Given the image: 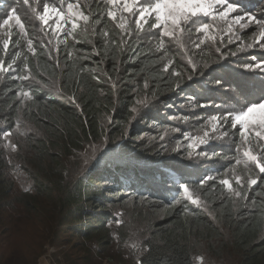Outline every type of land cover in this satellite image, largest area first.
<instances>
[{"label":"trees","instance_id":"obj_1","mask_svg":"<svg viewBox=\"0 0 264 264\" xmlns=\"http://www.w3.org/2000/svg\"><path fill=\"white\" fill-rule=\"evenodd\" d=\"M98 9L96 4L91 11L100 13ZM95 18L101 19L102 23L95 26L86 58L81 55L71 57L64 51L59 53L57 60H52L42 48L36 50V55H26L35 80V83L26 84L25 90L32 91V98L26 103H20L16 96V92L22 90V83L0 74V121H8L7 130L13 129L20 120L35 130L28 140L30 158L33 155L37 161L35 172H29L34 192L10 194L11 185L5 181V166L0 159V210L7 213L0 214V226L4 227L2 233L5 231L8 240L9 234L12 235L28 220L40 247L67 243L74 235L82 239L99 236L109 245L112 236L108 225L113 218V206L124 200V195L117 193L122 189L134 190L140 193L137 195L148 194L167 204L170 196H174L170 192L175 190L152 185H173L175 181L170 175L173 173L179 179L178 183L187 181L190 187L197 188L203 198L220 208L231 222L237 245L244 248L243 263L264 264V179L247 193L249 209L240 210L231 198L225 196L220 200L223 188L218 183L209 181L199 189L200 176H187V172L177 167L164 166L171 171L166 172L159 167L129 166L101 158L95 167L82 168V171L81 159L70 164L64 161L63 155L81 152L86 144L101 145L104 137L111 146L113 139L124 135L136 120V112L132 111L138 106L136 101L147 96L149 101L172 103L179 97L174 91L178 80L184 87L181 91L190 93L185 87L187 78L172 75V71H182L180 65L167 72L163 70L164 51L158 52L148 42L132 39L121 42L119 30L106 17ZM104 30H108L109 38L102 35ZM111 39L116 43L112 44ZM13 57L6 56L5 59L11 61ZM145 82L148 83L147 89ZM235 85L234 82L226 84L234 88ZM43 86L54 87L55 91H46ZM201 86L204 85L192 87ZM201 89L203 93L204 88ZM149 109L144 114L147 121L156 117L153 107L149 106ZM106 119L110 121L108 128L103 126ZM142 131L133 134L132 138L141 135ZM137 153L138 158H150L145 152ZM124 181L130 186L123 184ZM100 183L105 184L98 187ZM177 211L176 207L168 209L163 220L150 224L141 242L142 251L137 264H193L191 243L199 229L206 226V219L198 212L185 217ZM45 223L66 227L69 234L66 236L67 230L59 232L52 226L45 230ZM6 242L0 247V264L5 261L4 251L9 247V241Z\"/></svg>","mask_w":264,"mask_h":264},{"label":"rangeland","instance_id":"obj_2","mask_svg":"<svg viewBox=\"0 0 264 264\" xmlns=\"http://www.w3.org/2000/svg\"><path fill=\"white\" fill-rule=\"evenodd\" d=\"M45 2L60 5V0H45ZM232 2L238 4L241 14L243 12H252L259 19H264V0H232ZM66 3L67 0H64L65 8ZM96 4L99 5L98 10L100 13L106 12L103 0H80L81 8L86 14H94L91 9ZM12 7H16L18 14L24 19L29 37H24L20 34L19 29L15 27L13 22L11 43L8 53L5 55L2 40L9 39L5 34L8 29H0V59L6 61L5 66L14 59L16 60V65L13 70L2 75L21 82L22 90H25L26 84L35 83L34 79L28 81L17 79L18 76L28 74L23 71V57H16V52H20L22 55L25 54V56L32 54L27 50V38H32L36 45V50L39 48L44 49L48 57L49 50L51 49V58H49L52 60H57L59 53L64 51L71 52V57L80 55L83 58L87 57V46L91 44L90 42L92 41L91 38L94 32L93 28L96 25L90 24L87 31L82 26L77 30L78 34L76 35L75 41L69 39L67 43H64L63 36L54 38L51 37V33H48L47 36L44 35L39 22L35 20V14L31 12L29 6L22 4V0H0V22H2V19ZM31 7H39L42 11L43 5L42 3H38L37 0H31ZM202 22L212 23L210 19L202 20ZM110 23L112 24V22ZM237 31L239 32V30ZM257 32L258 28L252 26L249 30L240 33L238 39L234 38L232 44H229L228 37H225L222 51H237V45L240 41H243L245 45L247 43H253L254 33ZM49 38H51V44H48ZM200 38L203 37L201 36ZM130 39L137 42H148L157 50L159 33L149 31L148 33H143L138 36L134 35L130 38L125 36L123 41L126 43ZM17 41H19V44H17ZM41 41H43V44ZM76 41H79V43ZM194 42H197V35L194 31L190 39L185 38L183 45L175 41H168L166 38V50L164 51L165 63L171 60L174 61V66L180 65L182 68L180 72L185 78L189 75H194L193 81L187 80V88L190 93L177 90L176 93L179 97L169 104H162L160 100H148L145 105L137 106L136 120L132 121L124 135L121 134L113 139L111 146L107 144V141L105 142L106 138L104 137L101 145L86 144L81 152L73 151L69 155H63L64 161L70 164L72 161L77 162L78 159H81L82 171L83 169L95 167L102 161L101 158L129 166L136 165L145 168L148 166L150 169L159 167L158 169L166 172L171 171L164 166H173V168L177 167L178 170L184 173L187 172V176H200L201 179L205 176H212L214 179L211 181L216 183H218L219 179L225 178L226 176L232 177L233 172L237 175L247 177L249 169H245L244 159L236 151V145L240 142L238 132L234 133L236 136L235 141L231 138L228 140H214L212 144L203 146L201 150L207 152L208 157H197L195 152H193V159L190 160L188 158L186 137L202 134L203 125L207 118L213 114H218L215 108H196L193 111L192 105L188 103V98L194 96L196 103L211 100L214 105H218L221 108L239 107L236 101L242 100V97L235 93L234 87L226 86V84L229 82H234V84L242 82L258 84L260 80L264 79V76L259 71L244 72L242 67L245 63H255L264 60V50H261L257 45L252 49H246L237 57L229 56L227 61H220L224 65V68L219 70L216 75L223 77L225 81L224 88L213 89L211 87L201 86V88H204L202 93L201 88L192 87L195 84H204L203 82L196 83V81L200 80V74L193 73L191 65L187 63L188 57L192 56L197 65L201 67V70H203L204 62L217 61L219 54L215 52V48L220 46V36L217 34L215 44L208 41L201 46L200 50L193 47ZM44 45H47V47ZM6 56L14 57L10 61L9 59H5ZM174 57H177V61L173 59ZM18 61L20 62L19 65H17ZM53 85L55 84L53 83ZM42 88H45L46 91L54 90V87L50 89L49 87L43 86ZM181 88L183 90L184 87ZM228 91L233 93L235 96L234 99L229 100L227 98L225 92ZM55 94L59 95L57 93ZM212 96L219 99L210 98ZM18 98L20 100L22 99L21 97ZM23 99L24 103L29 100L27 98ZM149 106L153 107V115L156 117L147 121L144 119V114L150 110ZM184 116L189 117L187 122H183L182 118ZM8 124L7 120L0 121V159H2L5 166L3 176L5 177L7 185L8 183L11 185L10 194H32L34 187L29 172H35L37 161L33 158V155L30 158L32 153L28 138L33 136L32 134L35 130L28 123L20 120L11 129L13 135L10 138L12 142L18 145V150L11 151L5 147L6 141L2 136L3 131H9L6 129ZM108 125H110V121L106 119L103 126L108 128ZM141 129L144 132L142 131L143 133L141 135L132 138V135L138 134ZM178 145L183 146L180 152L174 151ZM136 148H138L137 151H135ZM138 151L145 152L150 158H138ZM108 153L112 154L105 157ZM237 159L241 160L239 165L235 163ZM250 169L251 175L255 176L258 170L251 164ZM170 175L171 179L175 181L173 185L162 183L152 185L163 187L165 190H175V192H170L174 196H170L167 204L160 199L148 196V194L137 195L140 193L134 190L122 189L121 192L117 193L124 195V200L122 203L113 206V218L108 225L111 229L112 236V241L109 245H106L99 236H95L92 239H82L74 235L69 237L67 243L59 242L56 245L45 244L43 247H40L36 234L33 231L34 228L28 224V220H26V223L20 229L12 233V235L9 234L8 240L7 234H4L5 231L2 233L4 227L0 226V247L7 243L6 241H9V247H6L4 251L5 261L3 264H137L142 251L141 242L147 235L148 227L152 222L163 220L167 210L175 207L178 209L177 212L182 213L185 217H191L194 213L198 212L206 219V226L199 229V234H197L191 243L193 264H201L197 260V257H203L202 264H244V248H240L237 245L231 222L224 217L220 208L212 206L207 200L205 207L191 205L186 201L180 205L174 204V198L180 195L177 191L179 179H176L173 173ZM103 184L105 183H100L98 187ZM123 184L127 187L130 186L125 181ZM233 186L237 187L234 181ZM251 189L247 187L245 181V186L240 190L247 194ZM110 194L107 193V196H111ZM225 196L232 199L237 209L248 210L250 207L247 196L240 198L231 197L223 189L220 200L224 199ZM185 206L188 207V212H185ZM0 214L6 215L7 213H5V210H0ZM117 221H120V223H117ZM51 226L59 232L67 230L66 227H59L52 225V223L43 224L45 230L50 229ZM65 233L67 236L69 234L68 230Z\"/></svg>","mask_w":264,"mask_h":264},{"label":"snow or ice","instance_id":"obj_3","mask_svg":"<svg viewBox=\"0 0 264 264\" xmlns=\"http://www.w3.org/2000/svg\"><path fill=\"white\" fill-rule=\"evenodd\" d=\"M37 2L42 3V11L39 7H31V0H22V4L29 6L31 12L35 14V20L39 22L44 35L47 36L48 33H51V37L54 38L63 36L64 43H67L69 39L75 41L78 34L77 30L82 26L87 31L90 24L100 25L102 20L96 19L97 15L106 16L115 28L120 30L121 42H123L125 36L130 38L149 31L158 32V52L166 50V38L168 41H175L183 45L185 38L190 39L194 31L197 35V42L193 43V47L200 50L201 46L208 41L215 44L217 34H219L220 46L215 48V52L219 54L217 61L204 62L203 70L197 65L192 56H189L187 61L191 65L193 73L200 74V80L196 83L203 82L204 86L213 89H222L225 86L223 77L216 75L219 70L224 68L220 61H227L229 56L237 57L246 49H252L257 45L261 50H264V19H259L252 12L241 14L238 4L232 2V0H103L106 12L97 14H86L81 8L80 0H67L66 8L64 0H60V5L45 2V0H37ZM208 19L212 21L211 24L202 22V20ZM13 22L15 27L19 29L20 34L29 37L28 29L24 19L18 14V9L16 7L10 8L2 22H0V29H8L5 34L9 39L2 40L5 55H7L11 43ZM252 26L258 28V32L254 33L253 43L245 45L243 41H240L237 45V51H222L225 37H228V43L232 44L234 38L238 39L240 33L249 30ZM93 30L96 31V28L94 27ZM102 35L106 38L110 36L108 30H104ZM201 36L203 38H200ZM76 42L79 43V41ZM26 43L28 52L36 55L34 40L27 38ZM41 43L43 44V41ZM111 43L115 44V39H111ZM17 44H19V41H17ZM48 44H51V38H49ZM44 46L47 47V45ZM51 52L50 49V58ZM95 54L99 55V53ZM67 55L71 56L72 53L68 52ZM20 56L21 53L16 52V57L19 58ZM23 59L25 61L23 71L28 74L18 76L17 79L21 81L34 79L31 76L27 56H24ZM5 63L4 59H0V74L11 72L16 65V60L14 59L7 66H5ZM57 66H59V61H57ZM173 67L174 61L169 60L168 63L164 64L163 70L167 72ZM242 67L244 72L259 71L264 76V60L245 63ZM172 75L180 78L182 73L172 71ZM187 80L193 81L194 75H189ZM145 88H148L147 82H145ZM256 89H258V92L255 91ZM177 90H182L179 80L174 88V91ZM235 93L242 97V100L236 101L239 107L231 108H221L214 105L211 100L196 103L194 96L189 97L188 103L192 105L193 111L196 108H215L218 114H213L207 118L203 125L202 134L187 136L186 140L187 154L191 160L193 159V152L197 157H208V153L201 150L203 146L212 144L214 140H228L231 138L235 141L236 136L234 133H239L240 142L236 145V151L244 159V167L249 169V174L245 177L233 172L232 177L226 176L219 179L218 184L231 197L240 198L247 196L246 193L240 190L245 186V181L247 187L251 189L253 186H258L259 182L264 179V79L260 80L258 84L236 83ZM225 95L229 100L235 98L231 91L225 92ZM16 96L22 98L20 103H24L23 98H32V91L30 89L17 91ZM147 102L148 98L146 96L143 100L136 101V104L142 106ZM137 110V107L132 109L133 112ZM182 119L183 122H187L189 117L184 116ZM12 135L11 130L2 132V136L6 141L5 147L11 151H17L18 145L10 139ZM182 147V145H178L174 151L180 152ZM235 163L239 165L241 160L237 159ZM250 164L258 170L255 176L251 175ZM213 179L212 176H205L199 180L198 188L203 189L208 181ZM233 181L237 187L233 186ZM215 187L216 185H213V188ZM177 191L180 195L174 198V204L180 205L186 201L191 205L206 206V200L203 198L202 193L197 188L190 187L187 181L180 182ZM184 210L185 212L189 211L187 206ZM117 223H120V221H117ZM197 260L202 264L203 257H197Z\"/></svg>","mask_w":264,"mask_h":264}]
</instances>
